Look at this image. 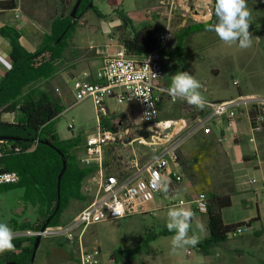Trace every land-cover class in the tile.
<instances>
[{"label":"rangeland","instance_id":"obj_1","mask_svg":"<svg viewBox=\"0 0 264 264\" xmlns=\"http://www.w3.org/2000/svg\"><path fill=\"white\" fill-rule=\"evenodd\" d=\"M67 1L69 0H16L17 9L7 11L0 9V20L7 18V21L10 22L12 19H20L24 15L30 29L26 30V35L21 39V42L27 49L36 51L40 47L43 34L50 32L51 21L61 14L63 3ZM170 1L93 0L91 4L89 3L85 7V13L82 17L77 18L78 25L70 44L71 51L69 50V53L68 51L64 52L53 62L50 74L48 73L49 70L41 79L28 84L27 90L39 94L48 93L64 105V111L52 121L50 127L60 140L72 137L79 140V146L73 151V156L76 158L75 162L77 160L81 163L82 159L87 157L83 143L86 136L97 131L99 119L110 120L129 116L131 107L128 103H119L114 99H109L107 101L108 113L101 112L99 114L91 99L76 102L73 89L75 78H72V66L69 70L66 69L67 66L74 62L76 64L87 63L88 58L96 54L97 48L104 47L105 44H120V36L124 31V28L119 27L122 24V19L119 16L121 12L127 13L132 18L136 28L143 21H149L157 26L160 31L165 29L167 22H170L172 37L166 49L175 52L176 34L186 26L194 27L205 24L206 21H197L188 16L186 23H183L185 14L175 7L171 9ZM75 2L76 0H72V6L67 11L68 14ZM247 6L251 12L249 27L252 34L251 47L241 49L238 43L225 44L211 31L202 30L195 33L189 31L183 41L181 54L177 56L163 54L165 87H169L171 77L177 71H186L200 82L199 91L205 100L235 97L240 90L264 94V0H247ZM99 12L108 17L104 20ZM75 72L76 77L82 76L80 69ZM235 81L238 82V85L234 84ZM186 103L182 99L172 102L165 98L161 106L160 119L177 118L188 113L184 108ZM208 113L209 110L206 114ZM0 119L5 122L15 121L14 114L4 112V108L0 109ZM122 120L124 127L132 125L126 119L122 118ZM132 121L135 122L133 119ZM227 126V121L224 122L222 118H217L212 124V128L214 127V131L221 138L225 136L228 139L232 132H240L242 143L249 147L252 146L250 138L253 133L247 117H243L239 129L235 126L230 129ZM181 135H185V132ZM132 146L141 150L140 153L136 151L140 163L158 156L161 152V149L150 152L145 144L134 143ZM157 147H164V144L157 145ZM196 147L197 145L192 139L180 147V163L187 162L185 165L188 169L186 176L192 180L205 182L208 174L210 177V179L207 178V181L210 180L209 186L204 188V191L208 195L211 192L222 194V184H229L230 175L222 163L223 156L220 144L216 149L218 150L217 154L211 156L208 163H204L201 156L199 157L200 154L194 152ZM120 154L127 156L128 149L122 150ZM148 156L149 158H146ZM126 158L131 159V156ZM79 168L85 170L86 167L81 165ZM171 169L176 170L172 163L168 165L167 170L170 171ZM176 171L180 172L179 169ZM110 172L121 174L117 170ZM200 172L202 174H199ZM132 174L134 171L131 172ZM254 176L257 177L258 174L254 173ZM163 179V189L151 202L142 207L145 211L134 212L124 218L108 219L90 225L82 235L83 246L92 250L98 248L100 250L99 259L105 264H117L119 262L121 264L128 262L176 264L175 260H185L197 255V245L173 249L171 242L175 233L170 232L167 228V213L170 208L190 209L194 213V218L189 235L195 234L199 241L210 236L205 228L208 214L196 213L195 204L190 202L189 194L185 191L176 190L168 184V181L174 180L171 177V172ZM23 180L24 184L15 187H0V222L7 223L12 229L16 223L35 221L38 216V209L33 202L34 178L27 174ZM184 184H186L185 181ZM89 187L93 188V184L89 186L88 181L84 179L76 185V190L80 194L86 195ZM165 187L167 191L164 190ZM255 197L254 190L233 197V205L226 208L225 221L232 224L250 221L251 216L257 215V204L260 205L261 213L264 215V199L260 198L257 202ZM76 207L75 198L71 197L69 204L63 211L60 224H69L67 219L75 212ZM197 224L202 225V228L197 227ZM235 232L229 234L235 244L240 243L242 237L250 233V231L242 234H235ZM47 245L60 248L56 249L60 250V255L46 257L44 247ZM78 248L76 241L71 242L65 237H42L41 247L37 251L33 264H77ZM216 249L213 248L212 252L219 251L218 260H222V247ZM189 250L191 252H188ZM244 250V259L247 261L242 260L240 263L236 261L234 264H255L254 261H250L254 256L264 260V245L261 247L247 245ZM225 254L227 253L225 252Z\"/></svg>","mask_w":264,"mask_h":264},{"label":"built area","instance_id":"obj_2","mask_svg":"<svg viewBox=\"0 0 264 264\" xmlns=\"http://www.w3.org/2000/svg\"><path fill=\"white\" fill-rule=\"evenodd\" d=\"M214 0H171L170 6L177 8L185 14L183 23L191 16L197 21H210L214 11ZM172 28L167 22L165 29L156 34L157 48L147 54L132 57L127 54L126 48L119 45L115 52L108 53L102 67L97 72L95 80L88 79L84 73L83 78L74 80L73 89L75 101L80 102L91 99L97 113H108L107 101L114 99L119 103L134 104L137 106L139 124L123 126L118 119H99L95 133L86 136L84 149L87 157L81 163L93 169L92 181L96 191L92 201L82 208L68 225L60 224L48 226L42 230H25L15 232L16 236H37L63 238L78 243L79 264H100V250L89 249L82 244V235L90 225L116 218H124L137 212L146 203L151 202L164 187L163 173L170 163L179 166V150L184 140L190 135L202 132H212L211 125L217 118L226 119L228 127L243 117H247L254 133L264 129V97L254 94H239L234 98L222 101L205 100L203 109L193 106L197 116L191 121L186 117L160 119L161 106L165 98L173 99L163 85L164 60L163 50L171 42ZM238 85V82H234ZM177 98L175 102L179 101ZM183 101H186L182 99ZM255 110L252 116L250 111ZM201 110L205 112L199 113ZM207 110L209 113L206 114ZM109 123L106 124L105 122ZM169 129L166 133L165 130ZM139 130L153 132L149 138L138 136ZM185 132V135H181ZM131 138L130 141H127ZM222 138L219 141L222 142ZM132 146L134 143L145 144L156 152L157 145L164 144L158 156L147 159L143 163L133 151L129 166L134 174L123 176L110 172L107 164V149L119 144ZM254 142L255 136L250 139ZM23 150L10 141L0 140V160L9 155L19 154ZM124 161V160H123ZM124 164L125 161L123 162ZM174 182H180L182 176L173 173ZM20 175L16 171L5 170L0 164V186L18 183ZM256 183L257 179L250 180ZM195 208L200 213H208V194L199 192L195 199ZM251 229L248 225L240 226L235 234H242ZM188 252H191L190 250Z\"/></svg>","mask_w":264,"mask_h":264},{"label":"trees","instance_id":"obj_3","mask_svg":"<svg viewBox=\"0 0 264 264\" xmlns=\"http://www.w3.org/2000/svg\"><path fill=\"white\" fill-rule=\"evenodd\" d=\"M90 2L91 0H83L77 13L78 17H82L85 13V7ZM71 6L72 0L63 3L61 14L53 18L50 32L44 34L40 47L36 51H29L21 44L22 34L14 27L0 28V34L10 42V57L12 60V67L0 80V109L4 108V112L14 114L15 118L14 122H5L0 119V135H15L25 139L23 141H10L23 150L13 157L16 159L17 164L10 169H6L16 171L20 175L18 183L0 187H15L24 184V176L27 174L32 175L35 182L32 189L35 192L33 202L38 209L36 220L28 223H16L13 228L15 232L41 230L47 219L54 213L58 201L57 176L62 169L61 156L50 146L34 143L31 139L39 138L50 141L64 152L67 159V169L61 182L60 208L48 226L60 225L61 215L69 204L71 197L80 200L85 199L86 204L88 203V199L76 190V185L81 183L82 179L93 170L80 169L75 162V157L71 154L80 142L75 137L60 140L50 127L52 121L64 111V105L48 93L39 94L27 90L30 82L41 79L49 70V74L52 72L53 62L70 46L73 33L78 25V20H74V18H71L70 13H67ZM16 7V0H0V9L3 11L15 10ZM99 15L104 19L108 17L100 12ZM119 16L122 19V24L119 27L124 28L120 36V44L126 48L129 56H141L157 48L156 34L159 31L157 26L152 22L143 21L136 28L132 18L127 13L121 12ZM215 22L216 17L213 11L209 23ZM202 30H205V24L194 27L186 26L176 34L175 52L165 49L163 54L171 56L181 54L183 41L188 32L193 31L195 33ZM201 112L205 111L201 110L199 113ZM250 113L254 116L256 112L251 109ZM197 114L192 111L190 117L194 119ZM105 123L108 124L109 122L106 121ZM119 142V144L110 147L113 150H111L108 161L109 171L117 170L123 176H127L133 172V169L127 164L130 158H126V164L120 161L121 155L126 157V154H120L124 149L121 146L122 140ZM147 149L154 152L149 146H147ZM146 158H149V156ZM208 201L210 236L197 244L198 251L202 253H209L221 241L226 240L230 233L235 232L238 227L243 225L251 227L252 223V220L236 224L224 223L222 211L232 205V194L211 192L208 195ZM35 237L16 236L13 241L15 251L0 253V264H9L10 262L29 264Z\"/></svg>","mask_w":264,"mask_h":264},{"label":"crops","instance_id":"obj_4","mask_svg":"<svg viewBox=\"0 0 264 264\" xmlns=\"http://www.w3.org/2000/svg\"><path fill=\"white\" fill-rule=\"evenodd\" d=\"M9 21H10V18H9ZM28 25L29 24L27 23L24 15L22 18H20V19L14 18L10 22L7 21V18H3L0 20V28L6 27V26H11V27H14L16 30H18L19 32H21L22 36L20 38V42H21V39L23 37H25L26 32H27L26 30L30 29V26H28ZM107 31L109 32V29ZM45 33H49V32H45ZM44 34H43V36H44ZM21 44H22V42H21ZM119 45L120 44H116V43H108V44H105L104 47H98L96 50V54L91 55L88 58L87 63H81V64L77 63L76 64L74 62V63L68 65L66 69L69 70L72 66V71H73V73H72L73 77L72 78H75V79L76 78H83L84 73H87L88 79L95 80L97 77V72L99 71V69L103 65V61H104L105 56L108 53H112V52L117 51L119 49ZM70 47L71 46H69L65 50V52L68 51V53H69L71 51ZM79 48L83 49L82 47H79ZM29 51H34V50H29ZM10 53H11V45H10L9 40L5 36L0 34V80L3 78L5 73L8 72L10 70V68L12 67V60L10 57ZM78 69H80L82 76L76 77L75 71H77ZM163 85H164V81H163ZM239 94H245V95L246 94L247 95L254 94L257 96L264 97V94H262V93L243 92L242 90H240L237 95H239ZM230 98H234V97L230 96V97H224V98H219V99H212L211 101H222V100H227ZM167 99H169V98H167ZM128 105L131 107L130 115L129 116L126 115L125 117H122V118L126 119V121L129 124H132L131 126H133V125L135 126V125L139 124L137 106H135L134 104H128ZM185 111L188 113H185L184 115H182L180 117H186V118H189L191 121H193L194 119H192L190 116H191L192 111H196V109L194 107H192L191 105H189L188 103H186L185 104ZM122 118L120 117L119 119L122 122H124L122 120ZM132 119L135 122H133ZM223 120H224V122L226 121L225 118ZM242 121H243V118L238 120L233 126H235L239 129V126L242 123ZM248 123H249V127L251 129L249 120H248ZM211 127H212V125H211ZM228 128L231 129V127H228ZM251 131H252V129H251ZM252 133L255 136L256 140L254 142H252L250 140L252 142V144H251L252 146H250V147L242 143V140H241L242 134H240V132L239 133L238 132H236V133L232 132V134L230 135V137H228V139L225 138V136H223L224 139L222 140V142H220L219 141L220 136L214 131V127L212 128V132L209 134H204L202 132H199V133H196L194 135H190L189 138H186L184 140L183 144L186 143V141H188L189 139L194 140V142L197 145V147L195 148L196 151H194V152H198L200 154L199 157L201 156V160L204 163H208L210 157L215 156L217 154L218 150H216V149H217V146L220 144V148H222V156H223L222 163H224V165L227 168V171L230 175L229 184H227V183L222 184V193H230V194H232V198H233L239 194L245 193V192L250 191V190H254L255 195H256L255 198L257 199V202H258L260 198L264 199V129L261 132L254 133L252 131ZM78 146L79 145H77L76 147H78ZM75 148L71 152L72 155H73V151L75 150ZM122 149H124V150L128 149V155L126 157L132 156L133 151L134 152L138 151V149H136L134 146H127V147H123ZM152 149L153 148L151 147V150ZM111 150H113V148L107 149L108 167H109L108 161L110 158ZM139 153H140V150H139ZM16 155L17 154H13V155L3 157L0 160L1 167L6 170V169H10L14 165H16L17 164L16 159L13 158ZM126 157H123L121 155L120 161L122 163L124 161H127ZM197 159H199V158L197 157ZM76 162L78 163L79 167H81V165L84 166L83 164L79 163L77 160H76ZM186 163L181 162V163H179V166H176L173 164L175 166L176 170L179 169L180 172L173 170V169L168 171L166 169L165 172L163 173V178H165L170 172H171V177H172V174L176 173V172H177V174L181 175L182 180L180 182H173V180L172 181L170 180V181H168V184L170 186H172V188H174V189L176 188V190L185 191V193L189 194V196L191 198L190 202L195 204V199L197 197V194L199 192L204 191V188L209 186L210 180L207 181V178L210 179V177L207 174V178H206L205 182L200 181V180H194V179H193L194 180L193 181L192 179H189L188 176H186V172L188 173V169L185 166ZM85 169H89V168L86 167ZM90 170H93V169H90ZM92 172L87 174L82 179V181L84 179H86L89 183V186H91L93 184V188L89 187L88 188L89 191L86 195L82 194L86 199H88V203L86 204L85 199L80 200V199L75 198V201L77 203V207H76L75 212L67 219L69 222L78 214V212L82 208L87 206L92 201V199L94 197V194L96 191V186H95L94 182L92 181L93 178H91V176L93 175ZM254 173L258 174V176L255 177ZM199 174H202V173L200 172ZM253 178L257 179L256 183L250 182V180ZM184 181L186 182V184H184ZM232 203H233V200H232ZM142 207L137 212L145 211L144 209H142ZM156 208H158V207H156ZM194 209H195L196 213H200L196 210L195 207H194ZM225 211H226V209H224L222 211V218H223L224 223L225 224H232L230 222L225 221V216H224ZM200 214H204V213H200ZM256 214L257 215L251 216L249 218V220H252L251 229L249 230L250 233H247L245 237H242L240 243H238V244L233 243L232 238H230V235H228L226 240L221 241L216 247H214L215 250H217L216 248L222 247V260H218V258L220 257V252L219 251L212 252V250H213L212 249L209 251V253H202V252L198 251L197 255L191 256L188 259L175 260L176 264H234V263H236V261L238 263H240L242 260L245 261L246 260V259H244L245 258V250H246V249L244 250L245 246L251 245V247H261V245H264V215H262L261 210H260V205H258V204L256 205ZM244 221H246V220H244ZM205 228L208 231V233L210 234V232H209V215H208V218L205 222ZM206 238H208V237H206ZM200 242H202V240L199 241V243ZM40 247H41V243H40L38 249ZM38 249H37V251H38ZM56 249H60V248L47 245L44 247V255L46 257H49V256L52 257L55 255H60V250H56ZM258 250H261V249H258ZM56 252H58V254H56ZM225 252L227 254H225ZM36 254H37V252H36ZM225 256H227V259H225ZM35 258H36V256H35ZM34 261H35V259H34ZM250 261H254L253 263H255V264L256 263L264 264V260L257 259L256 256H254L253 259H250ZM77 264H79L78 260H77ZM100 264H105V262L100 261ZM117 264H121V262H119ZM126 264H154V263L153 262L152 263L151 262H148V263L128 262Z\"/></svg>","mask_w":264,"mask_h":264},{"label":"clouds","instance_id":"obj_5","mask_svg":"<svg viewBox=\"0 0 264 264\" xmlns=\"http://www.w3.org/2000/svg\"><path fill=\"white\" fill-rule=\"evenodd\" d=\"M215 23L205 22V31L214 32L225 44L238 43L241 49L252 46V34L249 31L251 12L247 6V0H215ZM200 82L186 71H177L171 77V83L166 91L173 99H184L189 105L203 109L205 99L199 91ZM167 191V188L164 189ZM167 228L175 235L172 238L173 249L186 246H196L198 237L189 231L194 218V213L186 208H170L167 213ZM202 228V225L197 224ZM16 233L7 223L0 222V253L15 251L13 243Z\"/></svg>","mask_w":264,"mask_h":264},{"label":"water","instance_id":"obj_6","mask_svg":"<svg viewBox=\"0 0 264 264\" xmlns=\"http://www.w3.org/2000/svg\"><path fill=\"white\" fill-rule=\"evenodd\" d=\"M93 0H91L90 4L92 3ZM83 2V0H76V2L74 3L72 10L70 12V16L75 19L79 18L76 14L81 6V3ZM166 133L169 132V129L165 130ZM138 136H142L145 139L149 138L151 135H153V132H148L146 130H139L137 132ZM0 140H8V141H23L25 139L19 137V136H15V135H0ZM131 138H129L127 141H130ZM32 142L34 143H41V144H45L50 146L51 148H53L60 156L62 159V169L60 170L58 176H57V194H58V201H57V205L55 208L54 213L47 219L46 223L42 226L41 230L43 231L45 228L48 227L51 219L53 218V216L58 212L59 208H60V201H61V182H62V177L66 172L67 169V159L66 156L64 154V152H62L56 145H54L53 143H51L50 141L47 140H43V139H39V138H35V139H31ZM153 148V146H151ZM42 240V236L41 235H37L35 237V242L33 245V250H32V255H31V259L29 264H33L35 256H36V252L37 249L41 243ZM9 264H14V262H10Z\"/></svg>","mask_w":264,"mask_h":264}]
</instances>
